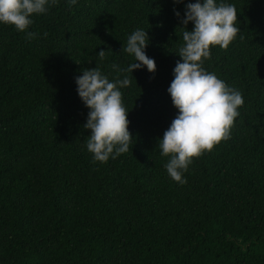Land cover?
<instances>
[{"label":"trees","instance_id":"obj_1","mask_svg":"<svg viewBox=\"0 0 264 264\" xmlns=\"http://www.w3.org/2000/svg\"><path fill=\"white\" fill-rule=\"evenodd\" d=\"M190 2L57 0L31 17L34 39L0 23V264H264V0H217L235 5L241 31L203 67L244 105L181 185L158 141L179 115L168 92L183 62L175 12ZM136 29L155 74L111 68L134 62L123 48ZM97 64L110 81L132 80L121 89L132 148L107 163L87 151L75 80Z\"/></svg>","mask_w":264,"mask_h":264},{"label":"clouds","instance_id":"obj_2","mask_svg":"<svg viewBox=\"0 0 264 264\" xmlns=\"http://www.w3.org/2000/svg\"><path fill=\"white\" fill-rule=\"evenodd\" d=\"M76 3L77 0H71L70 6ZM174 3H185V0H174ZM56 4L57 0H0V23L26 33L27 39H34L37 34L28 31L33 24L31 17L47 14L49 7ZM175 15L183 25L178 28L183 43L177 54L183 62L177 61L168 92L179 115L159 139L158 147L161 155L169 158L165 164L168 175L183 185L187 183L184 173L195 159L230 139L240 114L238 109L244 105L240 91L203 67L204 61L211 59L213 46L227 49L241 30L237 26L235 5L217 3V0H195L186 4L183 18L179 11ZM189 23L194 24V30H187ZM148 44V32L136 29L127 37L123 48V53L132 56L134 62L123 69L117 64H112L111 68L132 75L135 70L146 67L155 74V60L145 51ZM98 58L103 61L106 52L101 50ZM75 80L79 97L90 109L83 127L91 131L86 148L93 156V163H107L110 158L129 152L134 138L129 132V112L121 89L131 85L130 75L123 78L118 75L110 81L98 65L94 69H83Z\"/></svg>","mask_w":264,"mask_h":264}]
</instances>
